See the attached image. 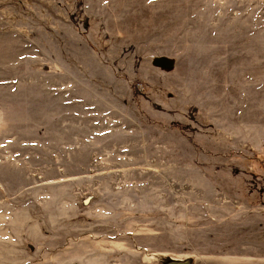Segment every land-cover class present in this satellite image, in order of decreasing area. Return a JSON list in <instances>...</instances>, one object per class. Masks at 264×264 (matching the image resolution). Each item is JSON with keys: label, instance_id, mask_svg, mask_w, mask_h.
Instances as JSON below:
<instances>
[{"label": "rangeland", "instance_id": "374dc122", "mask_svg": "<svg viewBox=\"0 0 264 264\" xmlns=\"http://www.w3.org/2000/svg\"><path fill=\"white\" fill-rule=\"evenodd\" d=\"M166 255L264 264V0H0V264Z\"/></svg>", "mask_w": 264, "mask_h": 264}, {"label": "water", "instance_id": "95a60500", "mask_svg": "<svg viewBox=\"0 0 264 264\" xmlns=\"http://www.w3.org/2000/svg\"><path fill=\"white\" fill-rule=\"evenodd\" d=\"M155 62L160 66L166 65V61L163 58H158ZM196 261L195 255H189L183 258L166 255L160 257L155 264H197Z\"/></svg>", "mask_w": 264, "mask_h": 264}]
</instances>
